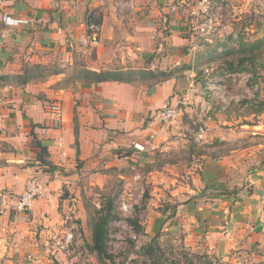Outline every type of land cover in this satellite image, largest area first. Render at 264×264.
I'll return each instance as SVG.
<instances>
[{
    "label": "crops",
    "instance_id": "obj_1",
    "mask_svg": "<svg viewBox=\"0 0 264 264\" xmlns=\"http://www.w3.org/2000/svg\"><path fill=\"white\" fill-rule=\"evenodd\" d=\"M211 11L221 35L253 38L262 30L257 19L264 0H211ZM92 13L100 23L99 41L81 46ZM3 14L26 21L8 25ZM201 17L198 0H0V264L46 258L49 233L65 228V193L73 196L82 171L113 165L121 154L169 151L191 140L192 124L204 110L216 109L198 80ZM32 65L57 73L18 83L14 76ZM64 68L77 75L82 69L134 68L166 75L152 83H86L78 76L58 85ZM163 103L179 110L167 124L156 118ZM257 118L263 120L240 125L239 133L253 128L252 145L209 157L177 205L181 227H191L190 236H203L207 253L231 264H264V113ZM206 120L204 143H215L224 130L210 116ZM31 132L46 146L52 170L38 163ZM247 149L253 150L249 156L243 154ZM30 175L46 183V194L29 210L17 211Z\"/></svg>",
    "mask_w": 264,
    "mask_h": 264
},
{
    "label": "rangeland",
    "instance_id": "obj_2",
    "mask_svg": "<svg viewBox=\"0 0 264 264\" xmlns=\"http://www.w3.org/2000/svg\"><path fill=\"white\" fill-rule=\"evenodd\" d=\"M261 14L262 17L257 20L260 21L262 30L253 38L246 33L238 37L227 33L221 35L215 32L216 29L208 33L200 31L201 36L196 33L200 89L203 88L202 96L205 99L212 96L215 98L213 104L216 109H209L207 112L204 110V114L192 127L196 130L210 116L224 130L216 137V142L204 143L203 137L197 140L194 130L188 141L191 148L186 145L189 144L187 142L176 149L153 151L143 156L125 153L128 154V159L120 156L115 164L108 167L94 168L90 172L82 171L74 181L73 196L69 197L70 191L65 193L67 202L74 206L75 213H70L64 223L65 228L57 231L58 236L64 235L66 231L72 233V242L67 249L53 251L49 239L48 251L44 253L46 258H35L36 264H103L90 249L92 219L97 211L108 209L110 205L106 243L113 259L105 261L106 264H121L140 258V247L155 234L160 245L168 250L173 248L176 251L184 247L198 254H207L214 263L231 264L207 253L203 236H190L193 232L191 227H181L184 222H178L180 214L177 205L179 196L188 193L195 186L209 157L228 153L230 149L240 150L253 143L254 136L249 133L253 128L239 132L241 124L253 125L258 120H263L257 118V115L264 113V43L250 52H242V48L258 38L264 42V11ZM201 18L203 21L204 16ZM215 26L221 27L218 18ZM211 34L214 36H211L212 42H209L206 38H210ZM240 58L246 60L239 64ZM229 63L233 65L228 66ZM130 70L135 71H125L121 75L122 79L136 83H152L161 79L160 72L157 71L151 76L149 71L139 68ZM47 73L48 70H45L38 79L45 78ZM65 74L58 85H67L74 79H79L71 69L66 70ZM211 82H215L214 85ZM252 151L247 149L243 154L249 156ZM244 155L240 156L243 158ZM59 209H63V206L60 205ZM134 222L140 226L138 231ZM169 253L171 256V252Z\"/></svg>",
    "mask_w": 264,
    "mask_h": 264
},
{
    "label": "trees",
    "instance_id": "obj_3",
    "mask_svg": "<svg viewBox=\"0 0 264 264\" xmlns=\"http://www.w3.org/2000/svg\"><path fill=\"white\" fill-rule=\"evenodd\" d=\"M99 20H97L98 22ZM264 42L262 40H256L250 44H246L245 48H242V52L244 51H252L256 47L262 46ZM240 46V45H239ZM244 58H240L239 64L244 62ZM232 63H229L228 66H232ZM229 69V68H228ZM48 70V75L57 73L56 69L49 70V68H41L38 65L26 66L22 73L14 76L18 83L25 84L33 79H38L43 76L44 71ZM231 70V69H229ZM126 71H135V70H126ZM149 71V75H153L154 73L151 70H142ZM125 73V71L121 70H100L94 71L89 69L80 70V74L78 76L83 82H103V81H125L131 82L129 80L122 79L121 75ZM131 73V72H130ZM144 73V72H142ZM165 72H160V76H165ZM6 79H9L10 76H4ZM160 77V78H161ZM44 78V77H43ZM1 79V77H0ZM33 138L31 144L37 148L36 159L40 165H47V170L51 169L52 166L49 164L47 160L48 150L46 146H44L40 140L36 139L33 132H31ZM191 148V146H190ZM122 157V155H120ZM52 170V169H51ZM111 215V205L108 209H100L97 211L96 216L92 219V236H91V245L90 249L94 251L101 261V263L106 264L105 261H112L113 257L109 254L107 248V223L108 219ZM136 231L140 229V226L133 223ZM171 252V256H169V252ZM141 257L138 259H132L129 262H122L121 264H218L214 263L207 254H198L192 251L187 250L184 247H180L178 250L174 251L173 248L171 250L166 249L161 246L157 241V234L153 236L149 242L145 243L140 247ZM218 259V258H217ZM220 261V260H219ZM219 264H222L221 262Z\"/></svg>",
    "mask_w": 264,
    "mask_h": 264
},
{
    "label": "built area",
    "instance_id": "obj_4",
    "mask_svg": "<svg viewBox=\"0 0 264 264\" xmlns=\"http://www.w3.org/2000/svg\"><path fill=\"white\" fill-rule=\"evenodd\" d=\"M199 3V12L204 16L203 21L200 22L198 30L199 32L208 33L209 31H214L216 29L215 26V16L211 11V0H198ZM98 20V15L92 13L86 24H85V32L80 37V45L88 46L95 45L99 41L100 36V23ZM2 21L5 24L12 25L20 22H25L26 20L11 18L7 14L2 15ZM202 34V33H201ZM208 40V39H207ZM73 43H69L72 45ZM179 113L177 106L171 103H163L156 112V118L159 123L167 124L172 121ZM207 126L205 123L200 124L196 129V137L197 139L202 138L205 133ZM131 146L137 150H144L143 144L139 142L131 141ZM122 158L128 159V154L122 155ZM46 183L41 181V179L36 175H30L27 177L24 183V189L19 195L17 203L15 205L17 211H26L29 210L32 206V203L35 199L41 198L46 194ZM259 202L262 210L264 211V192L259 196ZM124 208V207H123ZM71 214L75 213V209L72 205H66V218ZM50 247L53 251L63 250L69 247V244L72 242V233L64 232V235L58 236L57 231L50 232Z\"/></svg>",
    "mask_w": 264,
    "mask_h": 264
}]
</instances>
